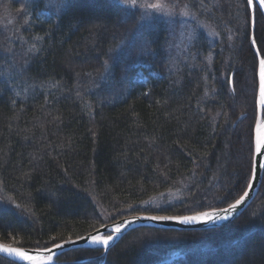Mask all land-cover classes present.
I'll return each mask as SVG.
<instances>
[{"label":"trees","instance_id":"16d2710c","mask_svg":"<svg viewBox=\"0 0 264 264\" xmlns=\"http://www.w3.org/2000/svg\"><path fill=\"white\" fill-rule=\"evenodd\" d=\"M171 1L214 36L198 28L175 51L164 20L117 0H0L1 239L46 248L49 237L221 208L243 194L257 116L250 9ZM0 264L18 263L0 255ZM54 264H264V169L255 198L225 225L138 226L106 254L75 248Z\"/></svg>","mask_w":264,"mask_h":264},{"label":"snow or ice","instance_id":"6c2138e0","mask_svg":"<svg viewBox=\"0 0 264 264\" xmlns=\"http://www.w3.org/2000/svg\"><path fill=\"white\" fill-rule=\"evenodd\" d=\"M125 3H131L133 5L136 4V0H125ZM246 4L248 7H261L264 6V0H260L259 5L254 4V0H246ZM145 7L153 8V9H160L163 10L166 5H163L161 3H154V4H146ZM184 15H188L187 11L183 13ZM251 23H255L254 20L251 21ZM251 44L255 46L256 40L253 37L251 40ZM257 55L259 56V50L257 49ZM105 66H107V62H105ZM257 78H258V95L256 98V105L261 110L262 113H264V56H259L258 58V67H257ZM229 84L232 87V91H235V82L234 80H229ZM249 172L250 176L244 177L245 183L247 184L248 189H251L253 186V181L258 177L259 172L261 169H264V119L258 118L254 125V131H253V139L251 141V146L249 150ZM248 191H245L243 195H241L238 199L235 200L234 203L228 204L226 209H212L209 211H199L196 212L193 215H187V216H156L151 217V219H157V220H179L181 222L189 223V222H209V221H215L217 219H227V216H222V212H228L232 209H235L238 205H240L245 198L248 196ZM17 208L20 207V205H16ZM122 225H117L114 228V233H119L121 231ZM4 235L8 236L9 239L15 241V236L11 233H8L5 231L3 233ZM50 241L53 242L54 248H60L62 246L61 244L55 243L56 237H49ZM91 241L93 243L97 244H103L107 246L109 244V241L113 240V235H93L90 237ZM36 254H30L29 251L24 250L22 248L18 247H12L9 244L6 243H0V252L8 253L15 255L19 257L22 260L29 261L31 264H41L43 257V252H51L52 249L50 248H37L33 250ZM46 259H52L51 256L46 257Z\"/></svg>","mask_w":264,"mask_h":264},{"label":"water","instance_id":"95a60500","mask_svg":"<svg viewBox=\"0 0 264 264\" xmlns=\"http://www.w3.org/2000/svg\"><path fill=\"white\" fill-rule=\"evenodd\" d=\"M254 4L259 5L260 0H254ZM254 7L255 6L249 7L250 8L251 21L255 19ZM258 9L260 10V12L262 13V15L264 17V6L258 7ZM253 31H254V24L251 23L250 40H252V38H253ZM253 48H254V51L256 53L257 67H258V58H259V56H262V55L260 54V52H259V56L257 55L256 50L258 48H257L256 44H255V46H253ZM257 89H258V78H257ZM257 95H258V91H257ZM258 118L264 119V113H262L261 110L257 107L256 120ZM262 171H263V169L260 170L258 177L253 181V186L251 187V189H248V187L246 188L245 191H248L249 194L245 198V200L240 205H238L235 209H232L228 212H222L221 213L222 216H227L228 217L227 219H217L215 221H209L207 223H205V222L185 223V222H181L179 220L151 219V217H156V216H187V215H193L196 212L190 213V214H183V215L136 214V215L127 216V217L121 218L119 220H116L114 222H110L108 224H105V225H103V226H101V227H99V228H97L91 232H88L84 235L57 242V244H61L63 242L62 246L60 248H54L53 245L46 247V248L52 249V251L51 252H43V257L46 258L48 256H51L52 259H50V261L47 264H52V263H54L55 257L64 251L75 249V248H92V247L102 248L103 254H106L109 247L113 243H115L125 232H127V231H129L135 227H138V226H153V227H157V228L176 229V230H200V229H209V228H214V227H219V226L225 225V224L229 223L230 221L234 220L252 202V200L254 199V197L257 193L259 185L261 183ZM234 202L235 201H233L232 203H234ZM227 206H224L221 208H215V209H226ZM209 210H212V209L203 210V211H209ZM117 225H122L121 231L119 233H114V228ZM107 233L109 235H113V240L109 241V244L107 246H105L103 244L93 243L90 239V237L93 235H102L103 236ZM0 243H2V242H0ZM9 245H11V244H9ZM11 246L27 250L30 252V254H33V255L36 254L33 250H35L37 248H24V247L13 246V245H11ZM40 249H43V248H40ZM0 255L11 260V261L18 263V264H31V262L22 260L19 257L12 255V254L0 252Z\"/></svg>","mask_w":264,"mask_h":264},{"label":"rangeland","instance_id":"374dc122","mask_svg":"<svg viewBox=\"0 0 264 264\" xmlns=\"http://www.w3.org/2000/svg\"><path fill=\"white\" fill-rule=\"evenodd\" d=\"M117 1H119L120 3H124L126 5L140 8L142 12V20L144 21L160 20V19L164 20V22L168 26V30L171 32L172 35L171 41L175 51L183 47L186 44V41L190 42V40L194 37V32L198 28L204 29L207 32V34H209L210 36L212 35L214 36L213 29L209 25L203 24L202 21L197 20L196 17L185 5L174 4L172 1L170 2V0L169 1L168 0H136L135 5L131 3H125V0H117ZM154 3H161L163 5H166V7L163 10L145 7L146 4H154ZM185 11H187L188 15L183 14ZM250 25H251V17H250ZM137 72L138 74H140L141 71L138 70ZM139 77L141 76L139 75ZM107 235L109 234L107 233L103 236H107ZM0 242L17 246L15 243H12L8 240H3L1 238H0ZM54 263H55V259H54Z\"/></svg>","mask_w":264,"mask_h":264},{"label":"bare ground","instance_id":"6f19581e","mask_svg":"<svg viewBox=\"0 0 264 264\" xmlns=\"http://www.w3.org/2000/svg\"><path fill=\"white\" fill-rule=\"evenodd\" d=\"M256 5V4H255ZM250 9V8H249ZM255 13V12H254ZM254 16H255V14H254ZM253 46V45H252ZM254 49V48H253ZM256 54V53H255ZM264 56V55H263ZM50 260L49 259H43L42 261H41V264H47L48 262H49Z\"/></svg>","mask_w":264,"mask_h":264}]
</instances>
